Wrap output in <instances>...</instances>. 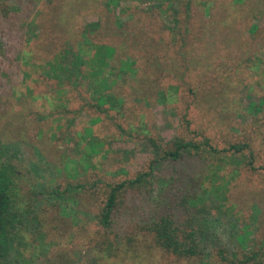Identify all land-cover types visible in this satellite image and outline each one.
<instances>
[{
	"label": "rangeland",
	"instance_id": "obj_1",
	"mask_svg": "<svg viewBox=\"0 0 264 264\" xmlns=\"http://www.w3.org/2000/svg\"><path fill=\"white\" fill-rule=\"evenodd\" d=\"M103 1H0V169L4 162L25 211L14 255L30 264H227L218 250L238 258L257 250L264 243V108L254 117L248 105L264 97V66L252 68L263 55L249 28L262 20L264 0H191L189 29L201 37L194 42L170 32L184 29L186 0H175L181 24L174 28L149 0H120L112 11ZM4 5L17 9L3 14ZM96 19L91 42L115 48V67L135 61V73L127 70L112 91L124 100L122 114L100 112L88 83L71 86L74 76L57 72L56 57L67 46L77 51ZM117 20L125 23L120 31ZM175 137L207 138L219 153L160 160ZM157 138L165 149L151 151L148 139ZM247 143L250 150L229 151ZM151 165L150 186L119 195L103 228L98 215L110 187ZM187 196L203 199L202 213L192 210L205 233L201 260L162 252L145 230L164 215L180 224ZM244 230L250 237L241 245Z\"/></svg>",
	"mask_w": 264,
	"mask_h": 264
},
{
	"label": "trees",
	"instance_id": "obj_2",
	"mask_svg": "<svg viewBox=\"0 0 264 264\" xmlns=\"http://www.w3.org/2000/svg\"><path fill=\"white\" fill-rule=\"evenodd\" d=\"M1 1V0H0ZM7 1V0H6ZM10 1V0H9ZM120 0H104L103 5L107 7L108 11L110 8L114 7V10L119 5ZM140 2V0H137ZM152 3L156 4L154 8L161 15L167 16L166 18L171 20L170 27H178L181 24L177 18V13L181 12L178 10V6L175 5V0H149ZM237 3H247V0H234ZM73 1L67 4L68 7L72 4ZM166 2V6L164 3ZM191 0H186L184 4L185 18L183 22L184 29H180L179 33L171 34L173 37L177 35L187 41H198L201 39L200 36L194 34V30H190L191 24L189 20L191 18ZM8 5L3 6V14H8L9 9L16 10V7H11ZM264 7V4H263ZM173 10L174 15H168L167 10ZM67 11L61 14L62 19L68 18L66 15ZM114 15L115 12L113 13ZM262 19L259 21L258 25H251L249 28L250 33L252 34V43L255 45H261L260 51L262 57H255V64L252 65V68L259 70L260 66H264V9L261 11V15L258 17ZM59 26L63 27L60 20L58 19ZM117 30L120 31L124 22L117 20ZM99 20L96 19L95 23H90L85 27L82 32V40L79 42V47L77 46V51H73L71 46H67L62 53L56 57L60 68L58 73L60 76L69 77L70 75L74 76V82L71 86H78L81 83L86 85L88 83V89L91 91L89 95L91 98L95 99L93 101V107L101 111H116L122 114V107L124 105V100L121 97H116L113 95L112 91L125 79L126 71L130 69V73H135V70L132 69L134 62L131 58L122 59L119 61V66L115 67L112 62L114 61L116 50L112 46L94 44L87 37V34H94L95 31L99 28ZM204 35L210 36L211 33L205 32ZM2 44L0 43V53L2 54ZM132 69V70H131ZM62 72V73H61ZM65 72V73H63ZM264 74V68L263 72ZM63 85V84H62ZM77 88V87H75ZM214 89H211V91ZM197 91V90H196ZM161 100H167L168 95L164 93H159ZM157 96V98H158ZM210 96V95H208ZM264 108V97L258 98L256 102H251L248 105V110L252 113L254 117L258 114L263 113ZM259 121V120H258ZM148 139V146L153 150H159V146L163 147L166 150H161L159 154L157 153L160 160H170L178 161L184 155H193L208 153L212 156L218 154V150L211 146L209 139L203 138L198 143H193V141H186L180 138L175 137L169 144L162 146V141L160 138ZM159 145V146H158ZM244 150H250V146L247 143L246 145H231L229 151H233L235 154L242 153ZM220 161L224 164H229L230 159L228 158H219ZM2 169H0V264H30L28 258H25L21 252L18 253L17 257L14 255V243H15V232L25 219V211L17 206V203L13 199L12 195V182H11V173L4 167V162H1ZM153 164V163H152ZM213 164H210V167ZM152 165L149 168V171L135 175L134 178L130 180L123 181L121 183L112 185L109 189L108 196L104 207L102 208L100 214L98 215L99 223L103 228H109L111 225V216L112 212L116 206L117 198L124 191L128 189H146L150 186L152 178ZM212 174H215L211 170ZM216 188V187H215ZM221 189L219 186L216 188ZM214 193V192H212ZM54 197L60 196L57 192H53ZM55 197V198H56ZM57 197V198H58ZM203 203L201 197H190L187 196L182 200V207L184 209V219L180 224H177L175 220L170 215L160 216L152 224L145 227V230L149 235H151L155 247H157L162 252L173 256L177 260L192 261V260H201L203 258V250L201 246L206 242L204 238L205 233L200 228L196 230L195 218L196 216L192 212L195 211L202 213L203 209L200 206ZM196 212V214H197ZM197 235L199 240H197ZM250 237V233L247 230H244L240 234L238 240L241 245H244L245 242ZM201 238L203 240H201ZM106 250L112 251V247H108ZM17 254V253H16ZM217 257L221 262L227 264H264V243L257 250L250 248L246 254H243L240 258L233 255L228 257L225 255L223 250L217 251Z\"/></svg>",
	"mask_w": 264,
	"mask_h": 264
}]
</instances>
